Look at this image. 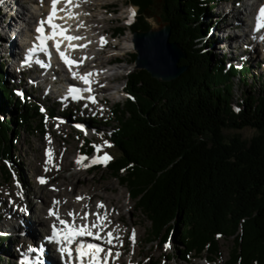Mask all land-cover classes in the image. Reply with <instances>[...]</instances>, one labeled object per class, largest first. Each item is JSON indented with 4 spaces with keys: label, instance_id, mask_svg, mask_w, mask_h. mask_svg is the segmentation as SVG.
<instances>
[{
    "label": "trees",
    "instance_id": "obj_1",
    "mask_svg": "<svg viewBox=\"0 0 264 264\" xmlns=\"http://www.w3.org/2000/svg\"><path fill=\"white\" fill-rule=\"evenodd\" d=\"M221 1L128 0L137 7L128 25L132 32L151 28L149 11L158 5L163 23L170 25L169 40L183 49L178 65L185 69L168 82L144 69L126 75V98L113 104L116 125L108 132L118 155L106 169L149 221L153 241L165 244L176 233L175 255L187 260L205 253L212 261L223 236L234 242L228 264H264V87L233 103L231 78L244 82L254 75L251 66L226 67L224 58L214 60L203 43L211 31L210 23H204L206 12ZM132 56L135 61L136 53ZM3 70L0 62V112L9 104L15 116L0 119L2 169L11 158V133L19 132L13 127L23 128L42 116L35 103L14 97ZM242 128L256 134L249 139L224 134ZM92 150L83 138L80 152ZM2 242L0 238V252Z\"/></svg>",
    "mask_w": 264,
    "mask_h": 264
},
{
    "label": "rangeland",
    "instance_id": "obj_2",
    "mask_svg": "<svg viewBox=\"0 0 264 264\" xmlns=\"http://www.w3.org/2000/svg\"><path fill=\"white\" fill-rule=\"evenodd\" d=\"M87 1H92L93 4H98V2L106 3L105 9H101L97 6H90L86 11L92 14L93 18L91 21L89 20V22L83 21L86 25V27H84L86 30L90 28L91 25H97L96 28L93 29L95 31L91 29L90 32H94L95 34L102 32V36L107 39L108 45L103 48L104 50H101L102 54L99 55L98 59L103 60L108 56H113L112 60H116V62H112L109 66H106L107 63H105L103 66L107 71H109V67L116 68V66H120L116 69V76L107 83L111 88L116 85L118 87L112 88L109 92L104 93L102 97L103 100L105 99V102H100L101 96H95L100 102L95 109L89 106L85 108L84 105L88 104L87 102H64L61 101L62 98H54L52 94L48 95L49 89L47 85L49 84L47 83V78L43 81L35 76V73L32 71L25 73L23 76H19V74H16L17 71H12L10 67H8L7 70L5 68L3 70L6 74V85L12 89L14 97L18 98L20 101L26 99L35 103L38 107V111L42 113V116L32 120L30 124L23 128L17 125L13 127V131L16 130L19 132L17 135L14 134V132L11 133V158L4 160V167L3 169L0 168V236L3 237V251L0 252V264H19L18 258L22 257V252L20 253L18 250L22 249L27 255L30 254L27 249L30 246L33 247L32 245L35 243L39 242L41 248L44 246V243H49H46L48 232H44L43 230L44 223L42 220H36L34 216H37V213L29 207H26V202L31 201L36 207L45 208L47 210L45 211L46 213H48L49 210L40 196L42 195V190L55 188L54 184L56 180L54 179L48 183L49 179L53 177L51 175L48 177L45 176L48 184H40L38 181V177H41L39 169L45 170L46 167L42 165L40 168L33 169L32 166L37 162V159L39 162L41 155L45 153L46 149L43 147V144L47 142L58 143L61 146L71 149L69 161L67 162V169L63 172L64 175H68L70 172L80 169L82 171L79 173L80 178L87 177L90 180L94 179L93 183H103L107 185V190L101 192L104 195L107 193L111 195L118 194L120 196V201L124 203L125 206L122 208L121 212L123 219L129 224L130 230L127 232V241L125 243V250H127V252H123V258L121 260L117 261L113 259L110 264H118L119 261H121V264H228L227 261L234 243L232 237H218L219 256L214 257L212 261L206 258L205 253L199 257L190 255L187 257V260H184L181 258V255H175L176 250L172 245V241L176 237L174 231L171 233L170 240L168 239L165 244H161L159 240L153 241L152 237L148 235L150 223L136 210L134 201L129 197L127 189L110 174L103 164L95 170L88 169L89 166L93 164L92 161L97 155L93 145L103 146L105 142L111 145L108 139V132L111 126L116 125V118L112 113V106L117 102L123 103L125 101L126 94L123 92V88L126 75L130 71L139 68H136L135 61H132V55L134 53L137 54L134 48L133 50L128 49L125 51H120L119 49V45L127 34H130L132 42L133 32L129 29L128 25L133 21L134 17H131L129 22V6H133L135 12L137 7L129 3L128 0ZM21 4L26 8H29L31 5L28 0H21ZM224 8V3H218L213 9L206 12L204 23H210L212 28L210 33L203 37V43L206 41L205 43L208 44V51H210L214 60L224 58L223 63L226 67L227 65L252 67L251 72L254 76H248L244 82L240 81L237 76L231 78L234 85L231 92V99L234 103L238 101L240 97H243V94L247 93L249 90L256 92L264 87V41L257 40L244 49L237 36V32H241L244 26H242L241 30L236 29L234 25L235 22L230 17L231 11L226 14L223 11ZM232 8V11L235 12L237 17L244 22L242 24L244 25L247 21L245 14L236 6ZM2 14L3 13L0 11V17ZM149 14L150 16L147 18V21L151 28H158L164 24L160 16V8L158 5L153 6ZM20 18L21 12L16 11L15 15L10 17V20L11 22H15ZM22 24L23 26H27L24 22ZM117 27H121L122 30L120 32H115L114 30ZM99 39L100 38H97V40ZM7 41L8 40L4 37L0 40V62H2V64L5 60L7 62L8 60L9 62L12 60V56L8 58L9 55L6 54L4 48V46L7 45ZM93 41L96 42V40ZM14 42L19 43V40L15 39L13 40V43ZM109 44H116V46L109 49ZM15 47L14 49H16ZM97 49L98 48H94L91 52L95 53ZM18 52L22 53L23 51L19 50ZM57 68L59 69V67ZM236 86L238 87L236 88ZM52 91H54L53 87ZM18 92L23 93V95H17ZM5 107L6 108L0 112V119L2 121L13 119L15 116L14 106L5 104ZM41 109H44V111H41ZM101 109L103 110L101 111ZM77 125L81 127H77ZM224 134L226 136L239 134L242 139H249L256 134V131L251 128L225 129ZM83 138L90 141L93 147L92 152L89 154H82L80 152V145ZM103 151L107 152L113 158L118 155V152L112 145L111 147H103ZM81 156L88 157V159L83 160L80 165H77L75 160L77 157ZM34 184H37L36 190L32 189V185ZM80 187L83 188L84 185L80 184ZM111 187H113V191H111ZM17 197L21 199V204L16 202ZM53 199L54 198L51 197L50 200ZM20 208L25 210L20 211ZM28 227L35 230L33 235L26 232ZM44 229L47 230L46 228ZM133 229L137 231L135 243L129 240V236ZM21 240L25 242V245H22V242H20ZM166 245L168 247H166ZM50 248L51 245L44 247V259L50 261L51 264H62V261H60L61 259H59ZM168 255H172L173 257L168 258ZM43 264L46 263L43 261Z\"/></svg>",
    "mask_w": 264,
    "mask_h": 264
},
{
    "label": "bare ground",
    "instance_id": "obj_3",
    "mask_svg": "<svg viewBox=\"0 0 264 264\" xmlns=\"http://www.w3.org/2000/svg\"><path fill=\"white\" fill-rule=\"evenodd\" d=\"M14 3H16L19 6L18 12H21V18L18 19V21L20 22H24L26 23V25L28 27H22L23 29L21 30L24 31V35L26 33V38L28 40L26 47H29L31 42L34 41V27L36 26V23L39 19H41L43 16L47 15V12L49 10V4H48V0H28L31 5L29 8H26L23 6V4H21V0H12ZM91 1V0H90ZM253 4H255V6L253 7L252 5L245 7L244 9V14L248 13L256 15L257 14V8L264 4V0H252ZM97 2V1H96ZM90 6H97L101 9H105L106 8V3L103 2H98V4H93L92 1L89 2L87 1V3L82 4V6L79 9H76V11H78L79 13H81L80 15V20L82 21H91L93 16L92 14L89 15H83V13H89L88 11H86ZM108 7V6H107ZM130 9H134L135 8L133 6H129ZM226 9V8H225ZM81 10V11H80ZM233 20H234V25H242L244 22L241 21V19H239L237 17V15L235 14V12H233L231 10V16H230ZM68 23L73 25V31L72 34L73 35H78V36H83L87 38V41H91L92 43L88 44V46L80 51H75V52H71L70 54L72 56L75 57H80V56H86L89 57V59L85 60L84 64L82 67H80L79 69H76L79 72H100L103 70V66L105 63H107L110 59H113L112 57H107L103 60H99L98 57L99 55H101V50H104L103 48H105L108 43L104 44L103 46H101L100 44V39L97 40V38L102 37V32L95 34L94 32H90V30L95 29L96 26L91 25L90 28H87V30L85 28H81L79 31L75 30V25H76V21H69ZM97 24V22H96ZM246 27V25H244ZM27 28V29H26ZM104 30V29H103ZM249 30V29H248ZM95 31V30H93ZM100 31V30H99ZM246 31V30H245ZM245 31H242V33L237 32V36L238 37H242L245 36L244 34L246 33ZM11 34V32H10ZM260 36V35H259ZM93 40H96V42H94ZM24 43L23 41H20L19 43H13V41L9 38L7 41V45L4 46L5 50H6V54L9 55L8 58L10 56H17L19 55L20 52H18L19 50L21 51L22 48H24ZM73 43H86V41H75ZM16 44V47H15ZM116 46L115 45H110L109 44V49L114 48ZM14 47L16 49H14ZM63 47V46H62ZM94 48H98L97 52L92 53L91 51ZM219 48V47H218ZM119 49L120 51H125V50H133L132 47V42H131V36L130 34H127V36H125V38L123 39L122 43L119 45ZM104 53V52H103ZM27 54V51L24 52V55ZM52 58H51V65L48 67V70L50 71V74H46L43 77H62L59 72L57 71V67H64L63 63L59 60V57L56 55L55 51L52 50ZM23 55V56H24ZM94 58V59H93ZM120 66H116V68L113 67H109L106 73L105 71L102 72L101 75H103L101 78H99L98 76H94L93 77V86H96V88L98 89V91L102 94L109 92L110 89L118 87L117 85L115 87H112L110 85H104V87H99L98 84L95 81H99L101 82V79H103L105 82H108L110 79H113L116 76V69H118ZM64 70L69 74L67 67L64 68ZM54 73L53 76H51ZM70 75V74H69ZM100 75V76H101ZM73 79L71 77V75L68 77V80ZM50 80H52L50 78ZM67 84L71 85L70 82H67ZM56 96H54V98H63L62 96H60V91L57 92L56 90ZM69 95V94H68ZM98 103H103L105 102V99L100 101L97 100ZM95 104L92 105L90 103L89 107L92 109H95L97 105L99 104ZM60 129V128H59ZM43 147H45L46 150L51 152V156L42 154L41 158L37 159V162H35L32 166L33 169H37L40 168L42 165H44L46 167L45 170H41L40 171V176L45 178V176H52L53 178H50L48 183L53 181L54 179L55 184L54 187L52 189H47V190H42V195L40 196V198L43 200L44 204L47 206V208H53L54 210L58 209L59 210V214L66 218V219H70L68 217V213L69 212H73L75 214H79L82 215L84 213V211H88L89 213H97L99 212L101 216L107 214L109 219L111 220V224L108 226L110 229H113L115 231V234L121 237V240L113 241V244L116 245V247L113 249L114 252H119L121 255L120 257L117 259L115 257H113L111 260L115 259V260H121L123 257V252H127V250H125V243L127 241V232L130 231L129 230V224L127 222H125V219H123V215H122V208L125 206L124 203H122L120 201V196L118 194L115 195H111L109 193H107L106 195H104L101 191H106L107 190V185L103 184V183H93L94 179L90 180L87 177L84 178H80L79 177V173H81L82 171L80 169H77L75 171L70 172L68 175H64L63 172L67 169V162L69 161V156L71 153V149L65 146H61L58 143H53V142H47L43 144ZM45 150V152H46ZM87 170V169H86ZM37 172V171H36ZM57 173V174H56ZM47 183V184H48ZM80 184H83L84 187L81 188ZM37 185V184H36ZM36 185H32V189L36 190L37 187ZM111 191H113V187L110 188ZM77 196H81L84 197L83 200L81 201H77L76 197ZM50 197V198H49ZM51 197H53V200H50ZM97 200V201H96ZM54 201H59L60 203L58 205L54 204ZM16 202L21 204L22 201L19 197L16 198ZM66 202V203H65ZM100 202H103L106 205L105 209H98L96 207V205ZM85 205H87V209H85ZM26 207H29L30 209H32L33 211H35L37 213V216H34V218L36 220H42V222L44 223V228H46L47 230H44L48 232L47 237L50 235L51 232V224L54 222V218L53 217H49L48 213H46L45 211H47L45 208L43 207H36L35 204H33L31 201H27L26 202ZM114 210V211H112ZM44 215V216H43ZM89 221H94L96 219V217L94 215H89L88 217ZM80 219L79 216H77V223H80ZM133 224V223H131ZM119 226L118 229L115 226ZM124 227V228H123ZM27 233L33 235L35 233V230L32 228H27L26 230ZM136 232V236H137V231ZM103 234V233H102ZM80 239H82L85 243H88L87 241H90L92 243H99L101 245L104 244L103 241H96L93 240L92 237H81ZM47 241L49 242V244H43L44 246L43 251H44V247H46L47 245L50 246L51 248L50 250L55 247L56 249H58V246L54 243V242H50L48 239ZM22 242V245H25L24 241H20ZM119 243H123V244H119ZM35 244H40L39 242L35 243ZM35 246V245H34ZM39 249H41L40 245L38 246ZM60 256V253L58 254ZM41 257H43V253L41 254ZM45 257V256H44ZM61 258V257H60ZM66 258V256H65ZM111 260L109 262V264L111 263ZM114 260V261H115ZM118 264H121V261H119Z\"/></svg>",
    "mask_w": 264,
    "mask_h": 264
},
{
    "label": "snow or ice",
    "instance_id": "obj_4",
    "mask_svg": "<svg viewBox=\"0 0 264 264\" xmlns=\"http://www.w3.org/2000/svg\"><path fill=\"white\" fill-rule=\"evenodd\" d=\"M0 2H2V0H0ZM84 3H87V0H48L49 10L47 15L37 21L34 29V44L27 49V52L31 54L39 50L45 53L48 57H51V50H54L59 57V60L65 67H67L71 77L73 79H78L86 85L84 88L70 87L68 89V94L74 100H87L90 104L95 105L98 101L92 94V77L98 76L100 73H81L77 71L76 69L82 67L85 60L89 59V57H75L70 54L71 52L83 50L88 44L92 43L91 41H87L86 37L73 35V25L68 23L69 21H76V31L86 27L84 22L80 20L81 13L76 11V9H79ZM129 12L130 22L131 17H134L136 12L134 9H129ZM83 15H89V13H83ZM262 30H264V5H261L257 11L255 26L253 28V31L256 33H260ZM259 39L264 41V35H260ZM75 41H86V43H73ZM49 42H51V44H49ZM106 43L107 39L103 36L100 37L101 46ZM30 59L31 56L29 55L25 58L24 63H28ZM37 63H39V61H37ZM95 82L99 87H104L99 81ZM84 93H87L88 95H84ZM17 95L22 96L23 93L18 92ZM88 106L89 104L84 105L85 108ZM102 110L103 109H101V111ZM235 110L238 112L240 109L237 108ZM41 111H44V109H41ZM77 127L81 126L77 125ZM93 147L97 155L92 163H100L106 167L107 162L112 160L113 157L107 152H104L103 147H111V145L105 142L103 146L93 145ZM45 155L51 156V152L46 150ZM87 159L88 157H77L75 163L80 165L83 160ZM38 181L40 184L47 183V180L43 177H38ZM83 199L84 197L81 196L76 197L77 201ZM53 203L58 205L60 202L54 201ZM96 207L98 209H105L106 205L103 202H100ZM85 209H87V205H85ZM19 210L24 211L25 209L20 208ZM89 215H94L96 219L94 221H89ZM48 216L53 217L54 222L51 224V232L47 239L58 246L62 264H109L113 257L117 259L120 257L121 254L119 252L113 251L116 247V245L113 244V241H119L121 240V237L116 235L115 231L108 227L112 222L107 214L101 216L99 212L89 213L88 211H84L82 215H79L69 212L68 217L70 219H66L59 214L58 209L54 210L53 208H49ZM77 216H79L80 223H77ZM115 227L118 229L119 226L117 225ZM86 236L92 237L93 240L96 241H103L104 244L85 243L80 238ZM129 240L132 243H135L136 232L134 229L129 236ZM166 247L168 246L166 245ZM27 251L35 253L37 252V248L30 246ZM40 252L43 253V248L40 249ZM22 264H29L27 256H25ZM37 264H43V260H39Z\"/></svg>",
    "mask_w": 264,
    "mask_h": 264
},
{
    "label": "water",
    "instance_id": "obj_5",
    "mask_svg": "<svg viewBox=\"0 0 264 264\" xmlns=\"http://www.w3.org/2000/svg\"><path fill=\"white\" fill-rule=\"evenodd\" d=\"M170 25L162 24L158 28L134 30L133 48L137 51L135 67L146 70L152 78L168 82L180 76L184 71L179 66L185 57L181 46L169 40Z\"/></svg>",
    "mask_w": 264,
    "mask_h": 264
}]
</instances>
